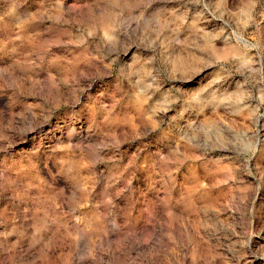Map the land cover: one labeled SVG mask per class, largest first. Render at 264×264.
Wrapping results in <instances>:
<instances>
[{"label":"rangeland","instance_id":"obj_1","mask_svg":"<svg viewBox=\"0 0 264 264\" xmlns=\"http://www.w3.org/2000/svg\"><path fill=\"white\" fill-rule=\"evenodd\" d=\"M0 264H264V0H0Z\"/></svg>","mask_w":264,"mask_h":264}]
</instances>
